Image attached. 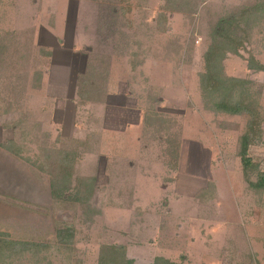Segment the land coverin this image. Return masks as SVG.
<instances>
[{
  "label": "rangeland",
  "instance_id": "1",
  "mask_svg": "<svg viewBox=\"0 0 264 264\" xmlns=\"http://www.w3.org/2000/svg\"><path fill=\"white\" fill-rule=\"evenodd\" d=\"M200 1L195 12L185 14L166 0H0V232L14 240L49 243L39 256L4 250L0 264H97L102 246L131 245L128 240L139 238L131 231L145 205L134 186L131 195L125 194L120 180L116 184L106 176L104 158L95 161L107 149H97L99 154L89 158L91 149L78 144V156L70 160L59 153L56 131L50 132L55 129L53 108L41 93L40 77L51 65L49 51L57 41L70 47L76 28L89 56L86 77L89 81L94 74L100 82L95 92H105L102 87L115 73L126 83L121 94L128 98L121 97L122 103H136L145 111L142 126H133L129 135L138 137V154L156 162L136 164L155 174L164 163L172 172L170 185L182 199L173 221L184 224L195 217L184 230L200 236L190 244L196 251L203 249L199 261L209 256L213 264L219 255L224 264H264V189L251 185L264 171V69L256 68L264 65V11H254L239 36L238 52L223 56L218 66L217 79L247 81L232 94L236 101L245 96L250 115H256L252 126L250 115L213 109L211 101L221 96L213 93L211 100L202 84L204 54L220 19L264 6V0ZM95 26L101 28L99 36ZM87 106L83 114L94 120V105ZM104 117L100 113L98 123ZM247 132L257 169L245 174L239 152ZM117 141L114 153H126L120 149L126 140ZM150 149L154 154L148 157ZM125 165L127 160L119 167ZM74 174L85 178L80 182ZM90 176L96 178L94 189L90 182L87 186ZM147 191L149 197L156 194L155 186ZM168 200L148 201L136 221L146 223L148 212L166 213ZM65 228L74 237L59 244L57 230Z\"/></svg>",
  "mask_w": 264,
  "mask_h": 264
},
{
  "label": "crops",
  "instance_id": "2",
  "mask_svg": "<svg viewBox=\"0 0 264 264\" xmlns=\"http://www.w3.org/2000/svg\"><path fill=\"white\" fill-rule=\"evenodd\" d=\"M100 29V27L95 26L94 32L98 36L101 32ZM67 30L65 29L63 36L66 35ZM48 31L50 33L52 32L49 28ZM78 33L79 30L77 28L74 30L72 29V45L70 47L64 43L59 45L57 41V47L53 48L55 51L53 49L49 51L51 55V65L46 67L43 71V77L42 75L40 77L42 83H39V87L42 85L41 93L43 91L45 99H48L50 103L51 101L53 102L51 104L49 103V105L53 108L51 114L53 116V126L55 129H52L50 132L53 133L56 131L54 135L59 153L61 155L66 154L70 160H73L76 159L79 153L77 149L78 144L91 149L89 150L91 151L89 152L91 154L89 158L90 156L92 157L99 154L97 149L102 151V149L106 148L107 152L103 153V155L101 152L95 161L98 160L99 163H101V159L104 158L106 176L112 178L113 183L116 184L117 180H120L123 185L122 191L126 190L125 194L131 195V193L135 191V193L138 194V198L142 199L143 206H145L142 207V212L139 211L140 214L137 215L138 217L136 216L137 218H134V231H131V233H135V236L138 233L139 238L134 237V239H131V236V240H128L132 242L131 245L127 242H120V244H124L121 246L126 248L127 257L132 259L134 261L133 263L140 260L139 263L141 262L142 264H211L212 261H210V259L213 258L209 256L208 261H199L200 258L202 259V257H204H200L203 253V249H198L196 251L195 247L190 246L191 243L199 241L200 236L184 230V228H187L190 224L192 225L188 220H194L195 217H192L193 215L189 216L184 224L179 222L174 223L173 221L174 217H178L179 212V208L176 209L175 207L182 199L179 198V192L175 191L170 185L171 178L174 177H172L171 171H167L166 164L159 163L160 169L155 173L156 175L152 173V168H150L149 171L146 170L147 165L143 167L136 164L142 161L151 164L156 162L155 160L145 158L146 156L144 154H138V149L140 147L138 137L132 138L129 135L133 126L134 128L142 126V119L144 118L143 115L145 111L138 109L136 103L133 105L122 103L121 97L125 96L128 98L126 94H121L122 91H127L124 89L126 83L122 81V79H117L115 73L111 75L110 82L105 83V86L102 87L103 89H107H104V93L95 92L96 88L100 89L97 87L100 82L98 83L95 77L96 75L94 76V74L89 76V81L86 77L90 74L88 69L89 56L86 53V49L85 51L83 50L86 45L82 43L80 34ZM55 38L60 37L55 36ZM83 58L84 61H82ZM128 67L129 66H127L126 73L129 71ZM115 90H117V92ZM98 93L99 97L97 96ZM89 104L94 105L95 114H97V116H95V114L92 115L94 120H91L93 122L90 118L89 121H87L88 115H85L87 112L83 114L86 108H90L87 106ZM105 105L107 107L109 106L108 110L105 109ZM100 113H103V115L105 114L104 119H102L103 123H98V116ZM134 116L136 119L132 120ZM50 132L48 134H50ZM117 137L122 141L126 140V143L121 142L120 147V149L125 150L126 153H114L113 150L117 148V144L120 143L117 141ZM59 143L62 144L58 145ZM96 146L97 148H95ZM123 147L125 149H122ZM81 151L84 152L83 149H80V152ZM148 154L147 156L150 157L154 154V151L150 149ZM176 154L177 151L173 150L171 156H176ZM126 160L129 162V166L126 167L125 165L124 169L119 167V164L125 163ZM90 169L91 168L88 167L86 171ZM75 177L80 182L82 178H85L74 174V178ZM90 177L87 186H89L90 182L94 186V189L96 178L94 176ZM131 178H133V180H131ZM132 186H134L133 189ZM153 186H155L156 194L154 197H151V195L149 197V191H147V189ZM164 198H169L168 201L170 203V206L167 205V208H164L166 209V213L163 214L162 211H155L154 213L148 212L147 216L150 218L146 223L136 221V219L140 220V215L146 212L148 201L159 202ZM130 205L131 207H129ZM127 207L136 211L132 204H129ZM114 208L127 211L125 208L118 205H115ZM129 208L127 209L130 212L131 210ZM158 209L159 208H157V210ZM135 214H137V211ZM189 228H191V226H189ZM122 236L125 237V234L122 233ZM216 258L217 260L213 264H224V261L219 255Z\"/></svg>",
  "mask_w": 264,
  "mask_h": 264
},
{
  "label": "trees",
  "instance_id": "3",
  "mask_svg": "<svg viewBox=\"0 0 264 264\" xmlns=\"http://www.w3.org/2000/svg\"><path fill=\"white\" fill-rule=\"evenodd\" d=\"M166 4L171 6L173 10L180 11L181 13H188V11L195 12L200 6V0H166ZM264 11V6L246 7L237 13L226 15L220 19V24L211 33L212 42L205 52L206 71L202 75V84L205 87L209 98L213 93H219L220 99L211 101V107L219 112H226L232 115H250L252 110L250 106L245 105V96L239 98L238 101L234 99L232 91L236 88H242L246 85L245 79L227 78L217 79L218 66L221 63L223 56L228 53H237L242 41L239 40L240 34H243L244 28L251 24L254 11ZM163 16V15H162ZM238 30L239 34L236 33ZM250 64L255 61L253 58L249 60ZM254 63V62H253ZM256 66V65H255ZM258 69H264L263 64L257 65ZM243 92V90L241 91ZM241 94V93H240ZM218 95V96H219ZM213 96V95H212ZM212 100V99H211ZM251 119L249 127L256 121V115H250ZM252 143V134L245 133L241 141L240 157L242 167L247 174L249 170L257 169V163L249 155V147ZM254 188L264 189V171L259 172L258 180L251 184ZM74 234L71 229H58L56 241L59 244H68L72 241ZM49 243L20 241L14 240L6 233L0 232V252L7 250L12 255H19L22 253L33 252L39 256L43 251L47 250ZM134 261L129 259L126 254V248L118 245H104L101 247L97 264H132Z\"/></svg>",
  "mask_w": 264,
  "mask_h": 264
}]
</instances>
